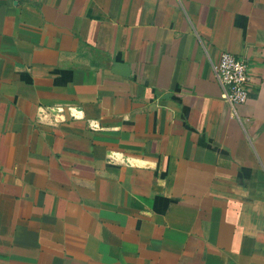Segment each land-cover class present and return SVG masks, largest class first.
Masks as SVG:
<instances>
[{
    "label": "crops",
    "instance_id": "obj_1",
    "mask_svg": "<svg viewBox=\"0 0 264 264\" xmlns=\"http://www.w3.org/2000/svg\"><path fill=\"white\" fill-rule=\"evenodd\" d=\"M0 264H264V0H0Z\"/></svg>",
    "mask_w": 264,
    "mask_h": 264
},
{
    "label": "built area",
    "instance_id": "obj_2",
    "mask_svg": "<svg viewBox=\"0 0 264 264\" xmlns=\"http://www.w3.org/2000/svg\"><path fill=\"white\" fill-rule=\"evenodd\" d=\"M215 79L225 90V99L235 113V106L246 101L248 97V80L250 78L245 59L234 53L220 52L214 68Z\"/></svg>",
    "mask_w": 264,
    "mask_h": 264
}]
</instances>
